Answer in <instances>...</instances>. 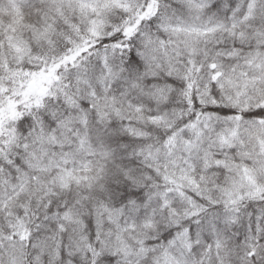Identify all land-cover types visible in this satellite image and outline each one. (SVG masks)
Instances as JSON below:
<instances>
[{
	"label": "trees",
	"instance_id": "16d2710c",
	"mask_svg": "<svg viewBox=\"0 0 264 264\" xmlns=\"http://www.w3.org/2000/svg\"><path fill=\"white\" fill-rule=\"evenodd\" d=\"M260 143L264 0H0V264H264Z\"/></svg>",
	"mask_w": 264,
	"mask_h": 264
},
{
	"label": "rangeland",
	"instance_id": "374dc122",
	"mask_svg": "<svg viewBox=\"0 0 264 264\" xmlns=\"http://www.w3.org/2000/svg\"><path fill=\"white\" fill-rule=\"evenodd\" d=\"M93 31H95L96 33H98V28L96 26H93ZM258 136H259V142H260L262 134H258ZM260 146L264 149V143H260ZM239 171H241V170H239ZM242 176H243L244 181L250 185L251 182H252V179H251L250 174L249 173H246V174L243 173ZM240 181H242V178H240Z\"/></svg>",
	"mask_w": 264,
	"mask_h": 264
}]
</instances>
